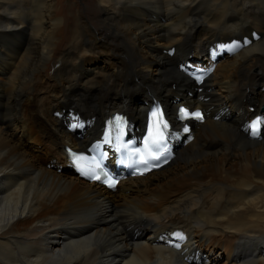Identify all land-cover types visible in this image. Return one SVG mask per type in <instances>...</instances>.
<instances>
[{
	"label": "bare ground",
	"instance_id": "bare-ground-1",
	"mask_svg": "<svg viewBox=\"0 0 264 264\" xmlns=\"http://www.w3.org/2000/svg\"><path fill=\"white\" fill-rule=\"evenodd\" d=\"M94 1L98 28L77 4L0 0V264H264V131L245 129L264 110V0ZM153 99L205 113L170 133V162L113 189L74 173L65 146L115 110L141 130Z\"/></svg>",
	"mask_w": 264,
	"mask_h": 264
},
{
	"label": "rangeland",
	"instance_id": "rangeland-1",
	"mask_svg": "<svg viewBox=\"0 0 264 264\" xmlns=\"http://www.w3.org/2000/svg\"><path fill=\"white\" fill-rule=\"evenodd\" d=\"M75 4L79 5L80 8H81V11L84 14H86L87 16L90 17L92 25H94L97 28L100 27L99 10H98V6L96 5L94 0H61V5L64 8V10L66 8H68V9L74 11V5ZM68 15H70V14H68ZM22 40H24V41L26 40L25 42H27V36H25ZM15 47L16 46L13 45V48H15ZM221 53L225 54L226 53V49L225 48H221L215 55H218V57L219 56H223V55H219ZM198 57H204V56H197L194 53V54H192L191 56L188 57L185 65L187 66V68H190L191 71H193L192 72L193 74H196V75H205L206 74L205 76H208V74L214 70L213 61H211V59H209V58H205L204 59V64H202V62H199V59H197ZM216 61H218V58L216 59ZM52 72H53V67L50 66L47 69V71H46L47 75H45V78H47V79L50 78V75L52 74ZM192 77L195 80L196 77H194V75ZM44 88H42V89H44ZM134 100H135V102L137 104L143 103L142 97L140 98V96H137ZM263 107H264V103L261 104L259 109L262 110ZM263 111L261 113H263ZM168 113H170V112H168ZM262 115H264V114H262ZM135 120L138 121V124L135 125L134 126L135 129H133V124L131 123V126H132L131 129L133 131L132 132L133 134L138 133L137 132V129H138L137 127L141 124V119L136 118V119H133L132 121H135ZM138 130L141 131L140 127H139ZM178 136H182V135H178ZM173 137H175V136H173ZM182 137H185V136H182ZM178 139L182 140L184 138H178ZM147 234H149V232H146V235ZM205 244H207V243H205ZM219 257L221 259H219L218 264H223L225 262L226 255L225 254H221Z\"/></svg>",
	"mask_w": 264,
	"mask_h": 264
},
{
	"label": "snow or ice",
	"instance_id": "snow-or-ice-1",
	"mask_svg": "<svg viewBox=\"0 0 264 264\" xmlns=\"http://www.w3.org/2000/svg\"><path fill=\"white\" fill-rule=\"evenodd\" d=\"M181 111L183 112L184 110L182 109ZM194 115H195L197 118L200 117V113H195ZM257 126H264V119H259V120L255 121V122L253 123V125H252L253 129H255ZM163 128H164V129H167V125H166V124L163 125ZM184 131L187 132L188 129L185 128ZM262 131H264V128H262ZM170 135H171V134L169 133V136H170ZM146 144H150L151 147H152L156 152L159 153V155L151 156V159H152V160H159V159H160V156H161V155H164V153L160 151L161 148L165 145V137H164L163 132H158V133H155V134L150 133V134H149V137H148V142H146ZM101 156H103V154H101ZM141 163H143L145 166H147L148 161H144V160H142ZM96 167L98 168V167H99V164H97ZM94 178H95V179H100L99 176H95ZM109 186L111 187L112 185H109Z\"/></svg>",
	"mask_w": 264,
	"mask_h": 264
},
{
	"label": "water",
	"instance_id": "water-1",
	"mask_svg": "<svg viewBox=\"0 0 264 264\" xmlns=\"http://www.w3.org/2000/svg\"><path fill=\"white\" fill-rule=\"evenodd\" d=\"M252 139H254V138H252Z\"/></svg>",
	"mask_w": 264,
	"mask_h": 264
}]
</instances>
